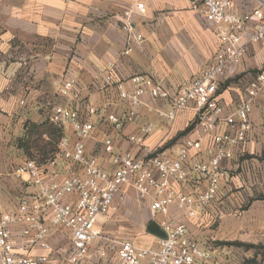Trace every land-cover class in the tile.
I'll list each match as a JSON object with an SVG mask.
<instances>
[{
    "label": "crops",
    "instance_id": "1",
    "mask_svg": "<svg viewBox=\"0 0 264 264\" xmlns=\"http://www.w3.org/2000/svg\"><path fill=\"white\" fill-rule=\"evenodd\" d=\"M137 1L0 0V220L4 214L16 213L21 201L32 200L37 193V186L25 183L15 169L28 159L46 162L39 148L23 144L29 126L50 121L56 105L80 113H83V101L95 105L98 112L89 117L94 133L85 147L87 154L97 157L107 168L112 167L111 156L103 149L107 135L114 138L115 153L140 155L143 147L149 145L169 157L176 156L187 138L199 135L193 105L178 111L170 121L157 113L158 109H170L168 99L147 94L144 101L153 110L148 106L134 107L120 97L118 83L122 82L123 87L130 90L129 78L146 74L174 91L212 63L217 39L213 25L204 17L203 0H142L145 4L142 11L136 10ZM257 4L254 0H235V10L245 12ZM127 10L133 11L134 29L142 33L145 40L135 44L133 51L126 55L122 22ZM255 45L250 46L244 59L220 80L218 98L229 109L246 98L247 85H237L229 79L253 67L255 61L251 55H254ZM110 70L114 83L106 90H99L104 74ZM71 78L76 80L75 86L68 94H61L62 83ZM131 110L135 112L133 121L125 123L121 129L107 121L110 113L123 116ZM251 120L252 128L242 149L221 164L218 199L193 218L184 217L175 204L170 206L169 217L182 219L195 240L213 251L214 264L236 263L235 259L227 257L225 249L219 251V247H213L215 240L264 243V91L254 101ZM149 122L153 129L145 135L142 127ZM190 124L193 128L187 134L170 142ZM62 133L74 139L70 128ZM132 136L140 141L132 140ZM202 143L201 152L190 151L193 159L210 157L209 138L202 135ZM58 169V178L79 171L78 167L64 161L59 163ZM203 186L201 179L191 176L190 189ZM176 187L184 188L180 184ZM116 202L118 209L100 217L97 227L109 225L112 214L123 209L136 212L142 205L151 214L147 225L162 217L151 210L149 201L140 200L131 189L123 202ZM218 213L222 215L216 223L213 219ZM46 223L50 226L53 251L28 246L22 253L28 256L50 254L57 262L70 246V235L52 227L48 218ZM10 228L15 239L25 241V224L14 223ZM137 229L138 235L127 239L141 247H158V235L145 232L139 226ZM105 234L113 240L108 247V259L116 260L115 238ZM99 244L97 242L94 248ZM260 263L264 264V259Z\"/></svg>",
    "mask_w": 264,
    "mask_h": 264
},
{
    "label": "built area",
    "instance_id": "2",
    "mask_svg": "<svg viewBox=\"0 0 264 264\" xmlns=\"http://www.w3.org/2000/svg\"><path fill=\"white\" fill-rule=\"evenodd\" d=\"M245 12L235 10V0H203L204 17L213 25L217 39L214 60L188 82L174 91L150 75L135 74L129 78L131 89L118 83L119 94L131 106H148L145 95L168 99V110L157 113L172 121L180 110L194 106L196 109V138H187L175 157L163 156L149 145L140 155L130 152L115 153L114 138L105 136L104 151L111 156V168L101 165L99 159L86 152L85 143L94 133L89 117L97 114L95 105L83 101V113L66 106L52 108L50 121L62 132L70 128L74 139L63 134L56 150L40 163L28 159L15 169V173L28 185L37 186L32 200L20 202L16 213L4 214L0 220V264H214L212 250L202 247L191 235L182 219L169 217L170 206L175 204L184 217H196L216 201L221 192L223 161L231 159L242 149L252 128L251 115L254 101L264 91V68L248 82L246 98L233 109L223 105L218 98L220 80L246 56L250 46L264 45V0ZM136 10L145 4L138 0ZM132 10L124 13L122 30L126 36L124 54L133 51L145 37L135 31ZM71 78L62 83L61 94H68L75 86ZM114 83L110 70L104 74L99 90ZM150 111L153 108L148 106ZM135 112L123 116L107 115V121L116 129L133 121ZM153 129L151 122L142 127L147 135ZM202 135L210 140V157L193 159L191 150L202 151ZM132 140H139L132 136ZM67 162L79 168L78 172L58 178V165ZM46 165L48 166L46 168ZM204 182L201 189H190L191 176ZM183 185L177 189L176 185ZM134 190L142 201H149L152 211L162 215L156 223L164 235L158 237V247H141L132 240L115 241L117 259H108V247L113 240L97 226L100 217L117 210V202L127 198ZM65 230L70 235L67 252L55 262L50 254L28 256L23 250L40 247L53 251L49 240L50 226ZM23 223L24 242L13 236L11 224ZM98 243L99 247L94 248Z\"/></svg>",
    "mask_w": 264,
    "mask_h": 264
},
{
    "label": "rangeland",
    "instance_id": "3",
    "mask_svg": "<svg viewBox=\"0 0 264 264\" xmlns=\"http://www.w3.org/2000/svg\"><path fill=\"white\" fill-rule=\"evenodd\" d=\"M253 54L254 55H251V58H254L255 61L253 67H250L243 72L235 74L229 79V81H235L237 85H247V83L253 78V76L258 71L264 68V45H255V48L253 49ZM177 140L173 138L172 140H170V142H174ZM128 210L129 209L124 211L123 209L119 213L112 214V218L110 220L109 225L105 223L104 225H102V227L98 228L103 233H109L111 237L115 238V241L116 239H118L119 241L127 238L130 239L136 237L138 235V232H140L137 229L138 226L141 227L143 231L147 232L146 226L151 215L147 213V209L144 208V206L142 205V208L140 207L136 212H130ZM221 215V213H218L214 216L213 220H216L217 223ZM215 241L217 242L214 243L213 247H219V251L225 249L224 253H226L227 257H229L230 259H235V264H258L261 260V254H258L256 256L257 251L261 249L246 248L245 246H240V244H236L239 243V241L222 240L223 243H220L221 240ZM262 245H264V243ZM254 259L255 261L253 262L252 260Z\"/></svg>",
    "mask_w": 264,
    "mask_h": 264
},
{
    "label": "trees",
    "instance_id": "4",
    "mask_svg": "<svg viewBox=\"0 0 264 264\" xmlns=\"http://www.w3.org/2000/svg\"><path fill=\"white\" fill-rule=\"evenodd\" d=\"M225 83L222 86H225ZM193 128V124H190L184 131L180 132L178 136L187 134ZM63 133L61 129L55 126L51 121H46L41 125L31 124L27 130V137L24 139L23 146L27 147L28 145L36 146L39 148V152L42 155V160L45 162L56 150L57 143L62 137ZM47 137L48 139H46ZM240 244V246H245L246 248H256L261 249L257 251L256 256L261 254V259H264V245H253V244ZM253 262L255 261L252 260ZM258 264H261L260 262Z\"/></svg>",
    "mask_w": 264,
    "mask_h": 264
},
{
    "label": "water",
    "instance_id": "5",
    "mask_svg": "<svg viewBox=\"0 0 264 264\" xmlns=\"http://www.w3.org/2000/svg\"><path fill=\"white\" fill-rule=\"evenodd\" d=\"M147 231H149L152 234H156L158 236L164 235L163 231L161 230V228L158 226V224L155 221H151L147 225Z\"/></svg>",
    "mask_w": 264,
    "mask_h": 264
}]
</instances>
